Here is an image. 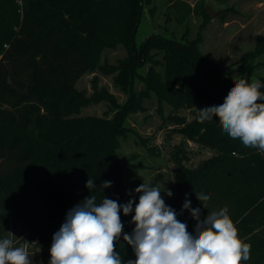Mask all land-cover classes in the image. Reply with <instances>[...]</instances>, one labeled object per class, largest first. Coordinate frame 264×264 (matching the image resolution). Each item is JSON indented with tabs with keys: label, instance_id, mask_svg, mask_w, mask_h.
I'll list each match as a JSON object with an SVG mask.
<instances>
[{
	"label": "trees",
	"instance_id": "1",
	"mask_svg": "<svg viewBox=\"0 0 264 264\" xmlns=\"http://www.w3.org/2000/svg\"><path fill=\"white\" fill-rule=\"evenodd\" d=\"M142 1L0 0V231L22 217L24 231L30 230L27 240L38 235L46 247L42 255L30 253L33 264H48L53 234L68 210L89 195L98 203L104 196L125 204L118 148L126 129L120 117L80 114L88 100L76 90L79 78L99 66L105 46L124 43L132 61L125 66L133 68L150 59L154 49L163 53V62L153 59L163 69L152 66L148 91L176 109L220 105L234 86L223 67L200 50L201 36L177 41L155 33L139 52L135 36ZM166 3L180 23L198 4ZM202 13L210 17L206 9ZM259 41L258 48L243 54L244 73L264 53V40ZM197 116L198 110L191 121L185 116L174 120L183 125L179 131L186 138L217 154L195 168L179 163L177 195L165 203L190 233L196 221L187 209L181 214L186 194L202 216L226 206L239 237L251 245L250 259L242 264H264V154L230 138L218 118L199 123ZM88 178L95 188L85 187ZM104 181L112 186L102 191ZM198 193L210 195L207 209ZM132 215L120 212L124 227L115 250L125 264L135 259L123 240L135 228Z\"/></svg>",
	"mask_w": 264,
	"mask_h": 264
},
{
	"label": "rangeland",
	"instance_id": "2",
	"mask_svg": "<svg viewBox=\"0 0 264 264\" xmlns=\"http://www.w3.org/2000/svg\"><path fill=\"white\" fill-rule=\"evenodd\" d=\"M183 1L192 7L198 2L184 23L178 22L177 13L169 8L166 0L142 1L143 14L135 36L138 51L155 33L177 41L201 36L200 50L223 67L233 81L238 78L264 81V53L254 58L255 64L249 73L241 69L243 54L258 48L259 40H264V0ZM208 6L220 10V14L209 18L200 14L202 8ZM151 55L137 68L125 66L128 60L132 63L127 46L122 42L113 43L101 52L100 67L88 70L76 83V90L88 100L80 114L120 117L121 126L126 129L118 148L123 165L125 203L130 199L138 203L140 193L134 190L142 183L158 184L164 201L174 198L177 195L175 174L179 163L186 168H195L217 154L212 148L186 138L179 131L183 125L174 120L176 116H185L191 121L198 108L176 109L165 101H159L155 91H148L147 75L152 66L157 70L163 69L162 64L158 66L153 62L154 58L163 62V53L154 49L148 57ZM124 74L127 77L123 80ZM164 189L173 195L167 196ZM23 222L22 217L18 218L10 227L0 231V238L11 236L15 243L33 242L30 253L42 255L46 247L42 245L41 237L37 235L27 240L30 230L24 231Z\"/></svg>",
	"mask_w": 264,
	"mask_h": 264
},
{
	"label": "clouds",
	"instance_id": "3",
	"mask_svg": "<svg viewBox=\"0 0 264 264\" xmlns=\"http://www.w3.org/2000/svg\"><path fill=\"white\" fill-rule=\"evenodd\" d=\"M262 88L261 79L238 78L222 104L197 109L198 122L218 118L230 138L264 154ZM111 186V181H104L99 188L103 191ZM85 187H96L93 178L87 179ZM134 191L140 193L138 203L130 199L120 204L104 196L98 203L95 195H89L69 209L53 234L48 264H125L115 250L124 227L121 210L125 216L134 212L131 223L135 228L130 235L123 234V240L132 247L135 259L126 264H242L250 259L251 245L239 237L226 206L202 216L199 207L191 208L186 194L181 214L187 209L196 221L190 233L175 209L165 203L158 184L142 183ZM196 197L207 209L210 195L198 193ZM32 243L16 244L11 236L0 238V264H33Z\"/></svg>",
	"mask_w": 264,
	"mask_h": 264
},
{
	"label": "water",
	"instance_id": "4",
	"mask_svg": "<svg viewBox=\"0 0 264 264\" xmlns=\"http://www.w3.org/2000/svg\"><path fill=\"white\" fill-rule=\"evenodd\" d=\"M206 12L208 13V15L210 16V17H214V16H216V15H219L220 14V10H213L210 6H208L207 8H206Z\"/></svg>",
	"mask_w": 264,
	"mask_h": 264
}]
</instances>
